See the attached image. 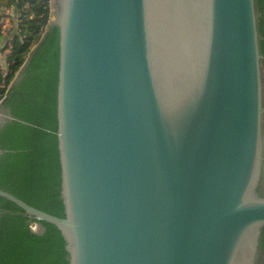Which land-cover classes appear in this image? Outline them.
Wrapping results in <instances>:
<instances>
[{
  "label": "water",
  "instance_id": "1",
  "mask_svg": "<svg viewBox=\"0 0 264 264\" xmlns=\"http://www.w3.org/2000/svg\"><path fill=\"white\" fill-rule=\"evenodd\" d=\"M51 2L64 216L0 196L54 224L68 264H254L264 226L254 0Z\"/></svg>",
  "mask_w": 264,
  "mask_h": 264
},
{
  "label": "trees",
  "instance_id": "2",
  "mask_svg": "<svg viewBox=\"0 0 264 264\" xmlns=\"http://www.w3.org/2000/svg\"><path fill=\"white\" fill-rule=\"evenodd\" d=\"M254 2L264 54V0ZM49 16V0H0V52L8 65L0 73V100L12 116L0 126V188L63 217L57 140L59 29L48 27ZM26 60L21 78L12 84ZM33 222L42 225L40 233L31 230ZM259 245L264 249V226ZM0 264H68L64 238L54 224L0 196Z\"/></svg>",
  "mask_w": 264,
  "mask_h": 264
},
{
  "label": "flooded vegetation",
  "instance_id": "3",
  "mask_svg": "<svg viewBox=\"0 0 264 264\" xmlns=\"http://www.w3.org/2000/svg\"><path fill=\"white\" fill-rule=\"evenodd\" d=\"M259 51H260V46H259ZM260 54H262L260 52ZM264 56V54H262ZM264 58L262 59L263 62ZM262 68H263V84H264V65L262 63ZM263 104H264V86H263ZM1 114L4 116V118L7 119V116L11 114L5 110V107L1 104L0 106ZM12 117V116H11ZM5 120V121H6ZM2 125V124H1ZM0 125V126H1ZM261 155L263 157L262 162H261V168H260V175L258 179V183L256 185V193L260 197H264V114H263V119H262V147H261ZM255 263L254 264H264V249L259 248L258 252L255 256Z\"/></svg>",
  "mask_w": 264,
  "mask_h": 264
},
{
  "label": "built area",
  "instance_id": "4",
  "mask_svg": "<svg viewBox=\"0 0 264 264\" xmlns=\"http://www.w3.org/2000/svg\"><path fill=\"white\" fill-rule=\"evenodd\" d=\"M7 67H8V65L3 58V54L0 52V73L5 74Z\"/></svg>",
  "mask_w": 264,
  "mask_h": 264
},
{
  "label": "rangeland",
  "instance_id": "5",
  "mask_svg": "<svg viewBox=\"0 0 264 264\" xmlns=\"http://www.w3.org/2000/svg\"><path fill=\"white\" fill-rule=\"evenodd\" d=\"M52 0H49V4H50V16H49V20H51L52 19V10H53V7H52V2H51ZM11 11L9 10V13H10Z\"/></svg>",
  "mask_w": 264,
  "mask_h": 264
}]
</instances>
